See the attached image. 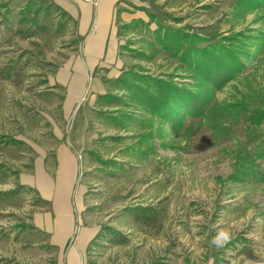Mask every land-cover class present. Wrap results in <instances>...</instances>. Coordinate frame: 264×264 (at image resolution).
I'll use <instances>...</instances> for the list:
<instances>
[{"label": "rangeland", "instance_id": "obj_1", "mask_svg": "<svg viewBox=\"0 0 264 264\" xmlns=\"http://www.w3.org/2000/svg\"><path fill=\"white\" fill-rule=\"evenodd\" d=\"M259 1L139 0L151 22L125 49L129 72L182 84L204 77L201 87L188 88L210 102L199 116L180 115L184 127L176 130L120 84L112 85V91L120 88L113 98L100 101L105 110L88 113L97 140L77 156L79 183L86 187L88 221L104 232L88 264H264ZM164 29L200 36L194 43L200 51L229 47L236 54L227 59L235 64L228 72L221 57L212 85L208 69L205 76L195 70L201 55L183 60V48L177 52L173 43L166 49L158 34ZM77 41L65 14L48 2L0 0V264H56L46 237L38 239L30 225L36 196L20 186L19 175L32 169L33 147L46 146L43 138L59 127L65 135L70 130L60 112L61 89L49 86L48 75L61 51L73 50ZM143 208L152 211L141 214ZM218 228L232 234L223 248L211 244Z\"/></svg>", "mask_w": 264, "mask_h": 264}, {"label": "crops", "instance_id": "obj_2", "mask_svg": "<svg viewBox=\"0 0 264 264\" xmlns=\"http://www.w3.org/2000/svg\"><path fill=\"white\" fill-rule=\"evenodd\" d=\"M25 1H46L64 13L78 41L73 50L61 51L60 62L48 75L49 86L61 89L60 112L70 130L65 135L59 127L56 135L43 138L46 146L33 147V167L19 175V183L36 196L29 222L38 239L46 237L56 264H88L92 245L104 232L86 216L77 156L94 147L97 135L88 113L105 110L100 101L120 92L112 91V85H120L129 73L125 49L141 39L136 35L147 31L151 15L139 0Z\"/></svg>", "mask_w": 264, "mask_h": 264}, {"label": "trees", "instance_id": "obj_3", "mask_svg": "<svg viewBox=\"0 0 264 264\" xmlns=\"http://www.w3.org/2000/svg\"><path fill=\"white\" fill-rule=\"evenodd\" d=\"M245 1L248 5L257 4L259 5V0H242ZM164 33L159 34V39H162L166 44V49H172L173 43L176 44V51H182V59L183 60H196L199 55L201 58L199 62L196 63V69L198 71V75L200 73H204L208 75L205 71V68L208 69L209 75L208 80L212 82V85L216 83L215 80L211 79L215 73V68H220V60L221 57L225 59L222 61V64H226L227 70L230 72V64H235V61L232 58L227 59L228 54L233 56V52L231 48L226 46L220 47H209L205 50H197L194 48V43H199L201 41V37L198 35H190V33L183 30H170L164 29ZM162 34V35H161ZM166 40V41H165ZM169 40V41H167ZM167 42V43H166ZM187 44V45H185ZM197 53V54H196ZM236 54V53H235ZM234 54V55H235ZM193 63L190 62V65ZM205 67V68H204ZM220 70V69H219ZM192 79V78H190ZM193 81L198 80V83L193 84H182L175 81L174 78L170 79H161L157 77H151L149 75H143L135 72H129L126 74V77L121 81L123 85V89L131 93L132 95L143 98L142 105L149 104L150 108L158 109L157 115L165 117L166 122H171L173 128L176 130L183 129L185 116L180 117V115H195L199 116L204 113L205 108H207L209 104V98H203L202 91H197L193 93L188 87H192L197 85V87H201V83L205 82V78H195ZM197 82V81H196ZM201 82V83H200ZM147 85V89L146 86ZM155 90V91H152ZM259 110H256L255 115H260ZM189 131V130H186ZM12 143H17V141L13 140ZM141 214H146V212H151V208H143ZM140 214V213H139ZM140 214V215H141Z\"/></svg>", "mask_w": 264, "mask_h": 264}, {"label": "clouds", "instance_id": "obj_4", "mask_svg": "<svg viewBox=\"0 0 264 264\" xmlns=\"http://www.w3.org/2000/svg\"><path fill=\"white\" fill-rule=\"evenodd\" d=\"M192 231H198L197 227L192 226ZM232 239V234L229 230L225 228H218L216 235L212 238L211 244L217 248H223L226 246Z\"/></svg>", "mask_w": 264, "mask_h": 264}]
</instances>
